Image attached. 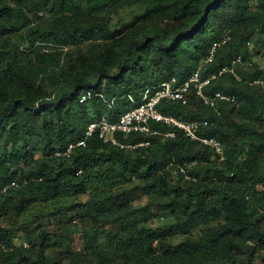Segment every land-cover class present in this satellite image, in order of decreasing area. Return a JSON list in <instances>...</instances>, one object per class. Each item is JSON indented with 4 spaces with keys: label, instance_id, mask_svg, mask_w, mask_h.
<instances>
[{
    "label": "trees",
    "instance_id": "trees-1",
    "mask_svg": "<svg viewBox=\"0 0 264 264\" xmlns=\"http://www.w3.org/2000/svg\"><path fill=\"white\" fill-rule=\"evenodd\" d=\"M260 30L264 0H0V191L19 182L0 193V264H264V85L254 83L264 66L248 50L254 40L259 55ZM236 56L239 80L226 74L204 90L234 103L215 111L192 92L185 105H158L208 121L202 135L222 143V158L155 122L174 137L116 133L121 147L86 136L133 109L129 97L197 69L205 79ZM156 214L163 222L147 225ZM65 215L80 227L44 230ZM105 223L113 232L99 241L91 233Z\"/></svg>",
    "mask_w": 264,
    "mask_h": 264
},
{
    "label": "built area",
    "instance_id": "built-area-1",
    "mask_svg": "<svg viewBox=\"0 0 264 264\" xmlns=\"http://www.w3.org/2000/svg\"><path fill=\"white\" fill-rule=\"evenodd\" d=\"M229 40L228 36H225L223 40L219 43L213 44L209 55L205 58L204 62H210L214 56L215 48L221 44L226 43ZM242 64L241 56H236L233 58L229 64L221 67L217 73L211 74L205 79H201L199 76V70L192 72L187 80L182 83H178L175 77H172L167 82H164L157 86L156 88H151L146 90L143 97L140 100H130L135 107L130 111L124 113L120 119L113 124L107 123L102 120L98 123H92L88 126L86 136H89L93 131L97 130L99 138L104 143H110L111 145L121 146L120 142L116 138V133L121 134H144V135H163L165 137H174V131H169L165 134H161L157 130H153L150 126L151 122L164 124L174 130H178L184 134L186 138L191 141L198 142L203 146L210 148L221 158L224 153V147L222 143L215 137L203 136L202 132L209 126L206 120H194L186 121L179 120L171 115L162 114L158 105L163 100L179 102L182 105L187 103L189 95L193 92L202 105L214 109L217 111L218 106L221 104H232L235 102V96L232 94L223 93L221 91H216L213 94H206L204 92L205 88L208 87L211 82L217 78L222 77L226 74H231L237 80L239 77L235 73V67ZM255 84L264 85L262 80L254 81ZM84 142L78 143V145H83ZM147 146L148 142H142L135 146ZM133 146L132 148H134ZM73 146H69L67 151L63 154L64 156H69ZM19 186L18 181H12L5 185L0 193H4L9 189L17 188ZM25 247L27 245L24 244Z\"/></svg>",
    "mask_w": 264,
    "mask_h": 264
},
{
    "label": "rangeland",
    "instance_id": "rangeland-1",
    "mask_svg": "<svg viewBox=\"0 0 264 264\" xmlns=\"http://www.w3.org/2000/svg\"><path fill=\"white\" fill-rule=\"evenodd\" d=\"M141 8L139 5L137 6H133V7H129L126 8L124 10L119 11V14L114 15L111 19V25L112 26H116L119 25L121 22H125L130 20L134 15L140 13ZM256 39H258L259 41H264V30H260L256 33ZM255 45H257L254 40L250 42L248 50H249V61L252 63H256L258 65L264 66V43L263 44H258L260 47V53L259 55H255V53L253 52V47H256ZM44 51H51L52 48L51 47H44L43 48ZM259 49V48H258ZM57 54H59V57L64 59L66 58V54L68 53V51L66 49H59L56 52ZM49 81L50 83H52V74H49ZM53 88V84H50V89ZM37 158V157H36ZM144 204V200L142 201H135L134 202V207H140ZM152 211H154L155 213V209L154 207L152 208ZM71 217L69 215H65V217H57L55 219H48L42 222V225L44 226V230L51 232V233H57L60 231V228L62 227V225L64 223L70 222ZM163 222V218L161 216H159L158 214L155 215L154 219H152L147 225L149 226H156L160 223ZM73 226L76 227H80L79 224V219L75 218L74 221L70 222ZM113 225L109 224V223H105L104 226L102 227V229L100 230V232H96V231H92L91 235L92 236H96L97 239L99 241H104L105 238L113 232L112 229ZM97 233V234H96ZM26 244V243H25ZM260 253H263V251L261 250ZM257 263H260V256L259 258L256 260Z\"/></svg>",
    "mask_w": 264,
    "mask_h": 264
}]
</instances>
